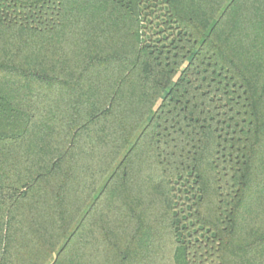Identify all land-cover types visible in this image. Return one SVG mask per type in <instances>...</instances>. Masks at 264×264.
Returning a JSON list of instances; mask_svg holds the SVG:
<instances>
[{
    "label": "trees",
    "instance_id": "trees-1",
    "mask_svg": "<svg viewBox=\"0 0 264 264\" xmlns=\"http://www.w3.org/2000/svg\"><path fill=\"white\" fill-rule=\"evenodd\" d=\"M0 264H264V0H0Z\"/></svg>",
    "mask_w": 264,
    "mask_h": 264
}]
</instances>
